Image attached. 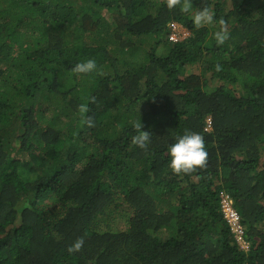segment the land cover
<instances>
[{
	"label": "trees",
	"instance_id": "trees-1",
	"mask_svg": "<svg viewBox=\"0 0 264 264\" xmlns=\"http://www.w3.org/2000/svg\"><path fill=\"white\" fill-rule=\"evenodd\" d=\"M0 264H264V0H0Z\"/></svg>",
	"mask_w": 264,
	"mask_h": 264
},
{
	"label": "clouds",
	"instance_id": "clouds-1",
	"mask_svg": "<svg viewBox=\"0 0 264 264\" xmlns=\"http://www.w3.org/2000/svg\"><path fill=\"white\" fill-rule=\"evenodd\" d=\"M175 3V0H169V6H172ZM215 19L214 13L208 8L198 10L193 16V23L195 25H205L213 23ZM221 25L224 24L223 20H220ZM180 27V34L177 37V40L182 41L189 36V32L181 27L180 24L176 23ZM229 33L225 29H221L214 33L215 40L217 44H223L226 39H228ZM176 40V41H177ZM170 42H175L171 41ZM217 70H220V66L217 65ZM97 69V63L94 59H87L75 64L72 68L74 73L78 74H87L95 71ZM81 112H87V104H81ZM88 123H91V120H88ZM136 134L132 137V144L145 149L148 147L151 141V133L149 131L141 130L143 125L140 120L134 125ZM169 162L168 166L174 173H190L198 168L204 167L207 162L208 152L205 148V141L202 135L197 132H185L182 135H178L174 143H172L168 149ZM221 209L224 218L227 220V223L231 226V231H234V227L238 225L241 228L239 223V215L237 211L231 207V201L224 196L221 200ZM229 211H234L237 214V224L233 225L231 222V217ZM242 230V229H241ZM237 235V234H236ZM236 239L239 243L245 245V241L236 236ZM84 244L83 237L78 238L69 248V252L79 251Z\"/></svg>",
	"mask_w": 264,
	"mask_h": 264
},
{
	"label": "built area",
	"instance_id": "built-area-1",
	"mask_svg": "<svg viewBox=\"0 0 264 264\" xmlns=\"http://www.w3.org/2000/svg\"><path fill=\"white\" fill-rule=\"evenodd\" d=\"M169 27H170L169 40L176 41L178 35L180 34L179 33L180 32V27L176 23H171L169 25ZM229 213H230V217L232 218L231 219L232 224L236 225L237 224V220H238L237 219V214L234 211H229ZM234 231L236 232L237 237L240 238L242 230H241L239 225L237 227H234Z\"/></svg>",
	"mask_w": 264,
	"mask_h": 264
},
{
	"label": "rangeland",
	"instance_id": "rangeland-1",
	"mask_svg": "<svg viewBox=\"0 0 264 264\" xmlns=\"http://www.w3.org/2000/svg\"><path fill=\"white\" fill-rule=\"evenodd\" d=\"M105 19L108 20V19H110V18H109V17H105ZM47 111H48V113H49V116H51V115H52V114H51V106H49V108H48Z\"/></svg>",
	"mask_w": 264,
	"mask_h": 264
}]
</instances>
